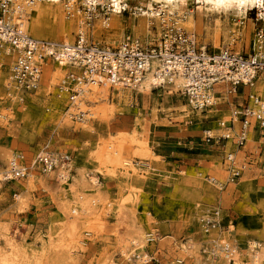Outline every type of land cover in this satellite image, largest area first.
<instances>
[{"label":"rangeland","instance_id":"rangeland-1","mask_svg":"<svg viewBox=\"0 0 264 264\" xmlns=\"http://www.w3.org/2000/svg\"><path fill=\"white\" fill-rule=\"evenodd\" d=\"M82 1L63 0L60 4L65 22L73 24L70 33L62 38L70 44L75 41L79 29L89 41L108 48H116L127 35L144 44L153 43L159 38L163 28L161 21L165 19V23L179 20V25L187 33L194 34L198 45L209 52L226 47L234 52L249 53L255 31L264 28L257 8L248 12L247 19L240 20L231 13L218 16L203 6L197 10L199 5L190 0L188 10L191 13L170 17L162 14L160 18L150 19L154 24L149 29L134 30L131 24L143 20L138 9H144L147 1L126 0L128 8L122 12V17L114 16L115 20H122L115 30L110 26L111 13L106 5H96L93 10ZM117 34L120 36L115 43L105 42ZM62 40L52 42L61 43ZM4 61L2 73L6 79L0 80V167L3 149L10 153L8 163L15 154L29 159L45 146L55 154L70 157V180L66 184L54 177L46 180L43 186L42 174L30 173L35 176L30 183L25 178L2 182L0 186V225L7 226L12 241L28 255L27 264H143L134 259L129 261L120 254L121 240L133 223L142 229L146 238L148 235L154 238L152 242L146 240L144 251L157 253L156 264H179L177 261L181 260L182 264H226L222 259L211 261L202 253L206 236L198 219L211 216L217 205L224 210L223 224L228 223L227 218L235 221L231 235L237 247L236 256L243 264H250L246 255L248 243L264 246V196L258 195V183L244 176L219 191L203 180L205 175L217 180L225 176L220 166L205 161L200 163L196 156L204 147L192 145L201 144L205 129H217L219 116L228 118L218 102L210 111L194 110L184 94L179 97V94H170L172 90L164 86L153 88L149 99L131 88H126L131 92L129 99H120L116 97L115 88H108L107 96L83 97V109L91 115L85 123H78L66 114L67 95L58 96L59 83L68 68H58L47 60L45 64L53 66L51 74L56 77L57 85L52 87L43 82L42 67L38 90L25 95L19 102L9 98L10 91L5 89L9 63ZM256 90H261L259 84ZM153 98L157 99L156 104ZM63 113L67 122L61 123ZM211 133L220 134L218 131ZM108 143L122 150L121 165L106 159L102 153ZM242 151L253 152L252 143ZM123 161L130 164L125 165ZM139 163H148L151 169ZM158 167L163 171H157ZM79 171L92 173L100 180L98 188L103 199L90 214H80L78 206L72 205L69 184L73 177H79ZM74 187L82 189L76 183ZM72 223L78 227L83 244L71 242L68 230ZM52 243L56 246L66 243L68 248H57L55 253L50 247ZM184 246L188 250L184 251ZM3 247L5 243L0 238V248ZM43 247H46L45 254L41 250Z\"/></svg>","mask_w":264,"mask_h":264},{"label":"built area","instance_id":"built-area-1","mask_svg":"<svg viewBox=\"0 0 264 264\" xmlns=\"http://www.w3.org/2000/svg\"><path fill=\"white\" fill-rule=\"evenodd\" d=\"M37 3L38 0H0V62L4 59L9 62L12 87L7 88L9 98L22 102L25 95L34 94L47 60L58 65L64 63L69 70L59 83L58 96L67 95L66 114L72 121L81 123L91 115L83 109V98L78 99L83 86L105 83L109 88L120 85L136 90L152 60H156L161 67L160 74H156L159 83L154 84V88L163 87L167 77L181 75L187 82L184 95L194 110L211 109L224 95L230 99L228 118L217 121L220 134L205 130L202 137L206 146L221 151L225 177L217 180L205 175L203 180L222 190L241 178L249 161L237 153L246 145L253 124L264 130V91L244 93V89L255 87L258 77L264 74V28L255 31L249 53L234 52L226 47L209 52L199 46L195 35L187 33L177 20L165 23V19L161 21L163 28L159 38L153 43L144 44L127 35L116 48H108L89 41L79 32L72 44L54 47L48 41L34 39L22 27V21L28 18L27 10ZM220 87L225 90L217 91ZM69 162V156L55 154L48 146L29 159L15 154L4 182L23 180L29 173H47L60 164L70 173ZM139 164L150 168L148 163ZM198 223L206 236L202 253L211 261L222 259L232 264L237 247L225 234L233 230L221 225L219 209L211 216L200 217ZM153 239L147 236L148 242ZM156 254H147V260L138 261L156 264ZM177 262L183 263L182 260Z\"/></svg>","mask_w":264,"mask_h":264},{"label":"bare ground","instance_id":"bare-ground-1","mask_svg":"<svg viewBox=\"0 0 264 264\" xmlns=\"http://www.w3.org/2000/svg\"><path fill=\"white\" fill-rule=\"evenodd\" d=\"M62 1L63 0H38V3L36 5H34L31 9L27 10L28 18L22 21V27L26 31H29L31 34L30 36L31 37L33 36L34 39H37L39 41H49V43L54 47H55V45H58V46L70 45V43L66 39L62 40V38H66V36L70 33V31L73 28V24L71 22H65V19L63 18V15L61 14L60 10H62V9H60V7H61L60 4ZM70 1L73 3L76 0H69V2ZM125 1L126 0H83L82 3L86 7H88L89 9H94V10L96 9V5H98V6L99 5H106V7L109 8L108 11L111 13V18L109 19L111 21L110 26L112 29L116 30V29H118L120 24H122V20L121 19L115 20L114 16L119 15V18L122 17V12L126 11V9L128 8V5L125 3ZM144 1H147L146 4H144V9H141V10L138 8L135 9V10L138 9V11H140L139 17H142L143 20H140V22H137V24H131V27L134 30H140V29L147 30V29H149V26L154 24V23L150 22V19H156L157 17L160 18V15H162V14L170 17V16H173L175 14L184 15L186 13L192 12V11L188 10V4H189L190 0H144ZM194 1L197 5H199L197 10H200L201 6H203L202 8H205V10H207L209 12H214L218 16L222 15V14L227 16L229 13H231L235 17L239 18L240 20L247 19L248 12L251 11L253 8H257L259 20L264 22V0H194ZM41 3H43V4H41ZM72 3H71V5H72ZM143 3H145V2H143ZM153 4L157 5V8H154ZM66 7H69V5H66ZM111 8H113V9H111ZM75 13H76V11H75ZM191 19H192V17H191ZM29 20H30V22L28 23ZM177 21L179 22V20H177ZM191 21H193V20H191ZM27 23H28V26H27ZM47 31L49 33H47ZM82 31H83L82 29H79L78 32H82ZM119 36H120V34L119 35L117 34V36L113 35L112 37L106 39L105 42L108 45H112L113 43H115L118 40ZM52 37H55V38H52ZM53 40H56V41L62 40L63 42L58 43V42L54 41V43H53L52 42ZM4 60H2L0 62V80L5 78L3 76V73H2L3 72L2 71L3 64L5 62ZM49 64L48 63L43 64V68H44L43 69V72H44L43 82L45 84H47L48 86L50 85V86L54 87L57 85L56 84L57 81H56V77L54 76V74L53 75L51 74V73H54V72H52L53 66H51ZM63 64L64 63H61L59 65L57 64L56 67L64 68ZM160 67H161V65L158 61L152 60V62L149 65V69L144 74L139 85L136 87L137 94L142 95V97L146 98V99H149L153 95V93H152L153 88H154L153 85L159 83V80L156 79V74H160ZM61 74H63V72ZM167 78L168 79H167V82L164 84V87L172 90V92H170V94H176V96L179 94L178 97L180 95H183L184 91H185L186 83H187L185 81V79L181 75H175V76H171V77H167ZM259 85L261 88H263V91H264V75H262L259 78ZM7 88H12L9 80L7 81V83L5 85V89H7ZM82 88H83V91H82L83 93L78 97V99L83 98V97L84 98L85 97L90 98L94 95H99V97H100L101 92H103L104 96H107V94L109 93L108 92L109 86L106 85L105 83H103L101 86H99V85L97 86L94 84L93 85H85ZM114 88L117 91L116 97H118L120 99L121 98L122 99L123 98L129 99V97L131 95V92L129 89H126V87H122L120 85H118ZM224 90H225V87H221V91H224ZM217 91H218V89H217ZM126 92H128V94H125ZM153 101H154L153 102L154 104L157 103L156 98H153ZM60 102H59V104L63 103L64 101L61 103ZM156 107H157V105H156ZM155 108H154V110H155ZM65 115L66 114L63 113L60 116L59 122H61V123L67 122V120L65 119ZM84 127H86V126H84ZM132 137H133V135H132ZM135 139H137V138H135ZM111 144L112 143H108V145L105 148L106 151L104 150L105 152L102 151V153H104V156L106 159L114 161V163L116 165L117 164L121 165L122 150L121 149L117 150V148H114V146ZM146 152L148 153V151H146ZM9 154L10 153L8 151L3 149V151H2L3 162L1 163L2 167H0V186H1L2 182H4V180H6L5 176L7 173V169H5V168L14 157V155H13L11 157L9 163H8V157L10 156ZM123 162H125V161H123ZM126 164H130V163L127 161V162H125V165ZM114 165H113V167L116 166V165L115 166ZM82 171L78 172L79 177L78 178L76 177L77 179L74 177L72 178V176H71L72 183L69 184V186H70L69 189H70L71 196H72V205L78 206L80 214L81 213L90 214V213L95 211L96 203L100 202L103 199V195L98 188L100 186V180L95 175H92V173L90 174V173H85ZM34 177L35 176H33L32 174H30V173L28 174L27 179L29 180V183L31 180H33ZM54 177L58 178L62 184H66L70 180L69 179L70 175L66 171H64V165L63 164L57 165L53 171L43 173L41 175V180H43V181H41V182L44 184L46 180H48L50 178H54ZM10 181H12V180H10ZM37 182H39V181H37ZM74 183H76V186L80 185L82 189L75 188ZM45 185L46 184H44L43 186H45ZM62 205H63V203H62ZM64 207H65V205H64ZM66 207H67V204H66ZM74 211H75V209H74ZM129 228L130 229L128 230L125 238L123 237L121 240L122 241L121 243H123V244H122V246H120L121 247V249H120L121 253L120 254H123L124 256H126L127 258H125V259H128L129 261H131L132 258H135V259L140 260V261L147 260L148 255L144 251L145 242L147 240L146 235H144V232H142V229L139 228L138 226H136V224H134V223ZM68 234L70 236L71 242H75L77 244L78 243H80V244L84 243L82 238L80 239L81 233H79V229L77 226H75V224L72 223L70 225L69 230H68ZM86 236H88V232H87ZM0 238L5 243V247L0 248V264H27V262H28L27 259L29 258L28 255L12 241V237L8 234V228L4 224L0 225ZM62 244L57 245V246H56V244H53L50 247L53 250H55V253H56L57 248H60V247L61 248L62 247L68 248V245H66V243H65V245H62ZM70 246H71V244H70ZM45 248L46 247H43V249L41 248L43 253L46 250ZM52 249H51V251H52ZM186 249L187 248H185V246H184L183 250L185 251ZM49 254H50V252H49ZM236 255H237V252L234 256V261L232 264H243L240 257L236 256ZM246 255L248 256V261L250 262V264H264L263 263L264 246H262L261 244H259L257 242L248 243ZM197 262H198V260H197ZM225 262H226V264H229L227 261H225ZM133 264H134V262H133ZM223 264H225V263H223Z\"/></svg>","mask_w":264,"mask_h":264},{"label":"crops","instance_id":"crops-1","mask_svg":"<svg viewBox=\"0 0 264 264\" xmlns=\"http://www.w3.org/2000/svg\"><path fill=\"white\" fill-rule=\"evenodd\" d=\"M260 77H258V79L256 81V84H259V78ZM218 91H221V87L218 89ZM261 91H263V88H261V90L258 91V90H256V85H255V87H253L250 90L249 89H244V93H248V92L254 93V92H261ZM100 95H103V92H101ZM229 101H230V99L228 97H226L225 95L221 99H219V101H218V106L223 107L222 110L224 112L228 113V115H229V105H227V104H228ZM205 111H210V109H207ZM221 118L224 119L222 116H219L217 118V121L219 119H221ZM217 121H216V125H217ZM205 130L218 131V129H205ZM190 141L193 142L195 140H190ZM200 141H201V144L200 143L199 144H197V143L193 144L192 143V145H196V146L203 145V147H204L202 149L201 153L198 154V156H196L197 160L200 163L205 161V162H209L211 165H214L216 167L220 166L221 171L225 174L223 166L221 164V160H222L221 151H219L218 149L206 146L202 142V139ZM248 143H252L253 152H251V153H248L246 151H242L244 149V147H246V145ZM178 144H180V143H177V145ZM189 144H191V143H189ZM246 145L243 147V149H241L237 153V155H239L240 158L245 156L246 161H249V165L244 170L241 178L246 176V177H249L250 179H254L256 181V183H258V185H259V187H258V195H263L264 196V130L259 129V127H257V125L253 124L252 128L250 129L249 138H248V141H247ZM159 168L160 167L157 168V171H160V172L163 171V170H159ZM223 177H225V176H223ZM219 191H221V190H219ZM214 209H219V211H220V214H221V225L223 227L229 226V229H230V225H231L232 226V230H233V227L235 225V221H233V219L231 220V219L227 218L225 220L226 221L228 220V223H224L223 224L222 222L224 221V216H223L224 210L221 209V207L218 206V205ZM227 215L229 217L228 212H227ZM232 232L226 233L225 236L230 241H232L233 244L235 245V240L232 239V235H231Z\"/></svg>","mask_w":264,"mask_h":264}]
</instances>
